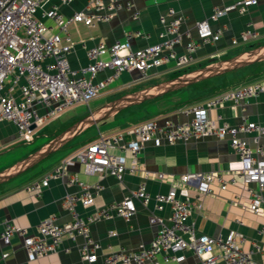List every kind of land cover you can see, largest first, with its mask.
I'll return each instance as SVG.
<instances>
[{"label":"built area","instance_id":"built-area-1","mask_svg":"<svg viewBox=\"0 0 264 264\" xmlns=\"http://www.w3.org/2000/svg\"><path fill=\"white\" fill-rule=\"evenodd\" d=\"M58 4H70L74 0H56ZM258 0H235L226 6H213L210 15L196 22L194 32L181 29L183 16L169 8L159 18V40L143 48L132 50L129 39L141 36L140 31L126 33V41L111 45L98 43L86 49L88 63L72 68L68 59L75 42L68 31L72 23L94 26L106 22L120 9L131 10L130 0H90L82 9L66 16L52 0H0V123L14 125L17 137L29 143L37 130L58 118L62 113L100 96L122 73L138 71L145 79L150 71L171 64L174 70H182L193 61L195 51L202 45L218 41L223 27L213 26L229 12L244 13ZM132 19L138 11L131 12ZM259 34L245 29L232 45L256 40ZM108 71L101 79L97 75ZM264 93V78L241 84L220 92L200 103L189 106L185 112L190 118L183 122L164 119H147L128 129L108 135H99L74 154L68 156L46 176L25 186V190L39 196L50 180L66 177L69 184L77 185L76 193L66 194L62 205L69 220L58 223L54 215L43 219L29 233L11 220L0 219V240L8 245L15 236L22 238V245L29 260L55 252L64 237L78 245L81 259L88 264H97L100 244L90 234V225L113 216L129 220L137 211L135 200L147 205L154 202V210L169 208L165 221L150 214L149 223L157 229L152 239L135 250L124 248L110 251L100 258L99 264H161L181 262L183 252L192 251L201 264H259L253 254L260 250L257 244L245 251L241 248L242 235L231 231L226 237H212L198 233L188 221L194 211H200L199 195L178 198L182 186H192L199 194H211V184L216 182L221 190L235 184L240 178L246 185L248 211L264 219V124L243 120L230 125L217 114L209 117V111L230 103L242 108L244 100ZM33 126V127H32ZM243 136L251 138L253 146ZM202 137L227 140L238 156L240 168L224 179L221 172L185 173L181 175L162 172L150 173L140 163L139 153L143 145L152 140L163 139L169 144L187 142ZM119 148L131 155L126 165L123 157L109 150ZM80 163L87 175L108 174L121 180L124 173H138L141 182L122 200L112 202L92 213L81 214L77 205H93L102 185L87 184L68 166ZM154 178L170 184L166 193L151 195L146 189V180ZM114 236L112 230L108 232ZM214 249L217 251L214 252ZM3 253L2 257H6Z\"/></svg>","mask_w":264,"mask_h":264},{"label":"crops","instance_id":"crops-1","mask_svg":"<svg viewBox=\"0 0 264 264\" xmlns=\"http://www.w3.org/2000/svg\"><path fill=\"white\" fill-rule=\"evenodd\" d=\"M89 1L74 0L70 4H58L56 0H52V3L57 4L58 9L68 16L75 11L84 9ZM130 1L133 5L131 10L122 8L109 21L98 22L94 26H86L82 23L69 25L68 31L75 42L68 55L72 68H79L88 63L87 48L98 43L111 45L116 41L124 42L127 40L126 33L129 31H140L142 33L141 36L133 35L129 39L132 50L157 42L161 30L159 18L165 15L169 8L174 9L183 16L181 29L191 30L193 36H195L196 22L206 19L210 15L213 6H226L235 0ZM133 10L138 11L137 19L131 17ZM213 26L223 27L220 39L214 43L200 46L193 55L192 63L186 68H197L211 58L223 59L227 55L238 53L239 49L248 48L250 44L264 41V0H258L257 4L250 6L244 13L229 12L213 23ZM248 28L256 31L259 38L232 45V39H238L239 34ZM175 71L177 70H174L173 66L169 64L157 70L153 69L145 79L141 78L138 71L124 72L101 94L103 99L99 104L102 105L111 100L112 97L118 94L121 95L126 91H132L136 87H144L167 79ZM107 72L99 73L97 79H101ZM195 92L193 89L185 88L177 94H167L168 96L148 101L140 107H131L121 115L114 116L115 118L112 117L109 118L110 120L91 126L78 135L79 138H77L78 136L75 137L27 172L0 184V219L11 220L16 225L25 228L29 233H34L36 226L51 215L56 217L58 223L69 220L70 216L62 205V199L66 194L76 193L79 190L77 185L69 184L66 177L50 180L39 196L27 192L25 186L46 176L65 158L95 140L99 135H108L125 130L147 119H156L159 122L164 119L174 122L188 120L191 116L185 110L194 105L195 101L192 98ZM100 105L88 107L87 112ZM85 114L60 115L37 130L35 136L40 137L45 143ZM217 114L221 115L222 120L230 125H237L243 120L264 124V93L244 100L242 108L225 103L209 111V117L211 118H214ZM11 125L14 127L13 124ZM14 136L19 139L16 130ZM243 138L253 146L251 138L246 136H243ZM262 141H264V138ZM8 142L9 139L0 133V148L6 146ZM44 143L37 145L35 148L37 149ZM109 151L123 157L126 165L130 164L131 155L128 151L119 148H113ZM7 152L8 150L0 152V160L7 159L8 155H4ZM58 152L59 155L56 156ZM139 159L141 166L150 173L162 172L181 175L191 172L201 174L221 172L223 178L227 179L233 171L240 168L239 158L230 148L227 140L213 137H202L187 142L178 141L173 144H169L163 139L152 140L143 145L139 153ZM68 171L75 173L81 181L87 184L92 185L99 182L102 185V189L99 195L96 196L93 205L88 207L77 205L76 208L81 214L92 213L112 202L122 200L131 191L135 190L141 182L138 173L130 174L126 172L121 180H117L108 174L87 175L78 162L68 166ZM145 183L146 189L151 195L166 193L170 187L168 182L158 181L154 178L146 180ZM210 188L211 194H199L192 186H182L178 189V198L183 199L199 195L202 204V209L192 212L188 221L193 224L198 233H204L212 237H226L231 231L241 234V248L247 251L254 244H257L260 250L253 254V258L259 264H264V219L247 210L248 194L246 185L240 178H237L235 184H229L224 190H221L216 182L212 183ZM135 205L137 211L129 220L113 216L109 219L98 220L90 225V234L100 244V248L97 250L99 256L97 264L100 263V258L110 251L121 248L135 250L141 245L147 244L157 229L156 225L149 223L150 214H156L165 221L168 220V207L156 212L153 201L143 205L135 200ZM110 230L116 234L114 236L109 235ZM81 241V237H77L74 241L64 237L60 247L55 252L29 260L23 248L21 237H13L8 245L0 240V264H88L81 259L78 251V245ZM216 251L214 249V252ZM3 253H7L5 258L2 257ZM183 254L184 259L181 262L171 261L166 264H201L200 258L192 251L186 250Z\"/></svg>","mask_w":264,"mask_h":264},{"label":"water","instance_id":"water-1","mask_svg":"<svg viewBox=\"0 0 264 264\" xmlns=\"http://www.w3.org/2000/svg\"><path fill=\"white\" fill-rule=\"evenodd\" d=\"M264 62V43L255 46L250 44L246 49L223 59H209L197 68L167 78L147 86L126 91L121 95L88 111L84 116L70 124L43 145L19 159L9 167L0 171V184L21 175L46 157L61 149L65 144L80 135L91 126L105 122L117 116L123 110L139 106L145 102L160 98L167 94L180 92L194 84L217 78L229 72ZM33 127V126H32Z\"/></svg>","mask_w":264,"mask_h":264},{"label":"trees","instance_id":"trees-1","mask_svg":"<svg viewBox=\"0 0 264 264\" xmlns=\"http://www.w3.org/2000/svg\"><path fill=\"white\" fill-rule=\"evenodd\" d=\"M264 43V41L255 43L254 45L257 46L259 44ZM231 55H227L226 57H229ZM224 57V58H226ZM193 67H188L182 70H177L169 75V78L174 77L176 75H179L185 71L191 70ZM264 78V62L257 63L245 68H241L239 70L233 71L226 73L224 75H221L217 78H213L210 80H206L197 84H194L192 86L187 87L188 89H193L195 90L194 97L192 98L193 101H195L193 104L200 103L220 92H223L227 89H231L233 87H236L241 84L249 83L255 80H259ZM144 86V85H143ZM142 87V86H140ZM140 87H136L135 89H138ZM134 89V90H135ZM133 91V90H132ZM181 92V91H180ZM179 92H174L172 94H177ZM122 94V93H121ZM168 94V95H172ZM120 94L112 97L111 99L119 96ZM145 103L135 106V107H140L144 105ZM129 109V108H128ZM126 109V110H128ZM126 110H123L120 112L118 115H121L123 112ZM117 115V116H118ZM115 116V117H117ZM114 117V118H115ZM36 148H34L32 151H34Z\"/></svg>","mask_w":264,"mask_h":264},{"label":"rangeland","instance_id":"rangeland-1","mask_svg":"<svg viewBox=\"0 0 264 264\" xmlns=\"http://www.w3.org/2000/svg\"><path fill=\"white\" fill-rule=\"evenodd\" d=\"M159 80L161 79L159 78ZM102 99H103V96L100 95L94 100L90 101L89 104L87 105L81 104V105L75 106L72 109L65 111L61 115H69V114L83 115L87 112L88 107H94L95 105H100L99 103L102 102ZM0 133L3 134L5 138L9 139L8 144H6V146H4L2 149L0 148V152L8 150L7 154H4L5 156L8 155L7 159L0 160V170L14 163L18 159L22 158L23 155L24 156L27 155L31 151V149L35 148L37 145L44 143V141H42L40 137L35 136L36 133L34 134L33 141L29 143L16 139L14 136V133H15L14 127L11 124L6 123V122H2L0 124ZM77 138H79V136ZM57 155H59V152L56 153V156Z\"/></svg>","mask_w":264,"mask_h":264}]
</instances>
